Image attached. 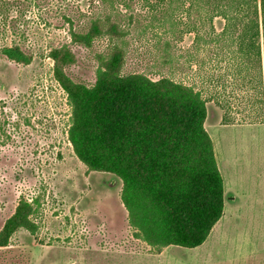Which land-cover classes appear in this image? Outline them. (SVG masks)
I'll use <instances>...</instances> for the list:
<instances>
[{"label":"rangeland","instance_id":"obj_1","mask_svg":"<svg viewBox=\"0 0 264 264\" xmlns=\"http://www.w3.org/2000/svg\"><path fill=\"white\" fill-rule=\"evenodd\" d=\"M158 1L0 0V50L17 45L32 56L23 65L0 52V264H264V120L248 122L246 107L235 109L240 91L227 93L232 124L223 125L225 110L208 104L204 128L226 193L222 217L194 249H156L138 238L121 201V183L89 171L69 143L70 107L53 78L52 48L68 46L75 60L65 72L88 88L99 57L115 43L124 52L122 74L169 77L211 96L199 80L207 69L195 83L198 65L190 70L187 62L190 55L199 62L211 56L205 66L217 65L216 44L194 39L210 24L187 2H165L160 9ZM97 17H109L127 35L103 34L88 48L70 42L71 28L83 33ZM222 25L213 20L215 31ZM22 199L37 200L30 218L37 229L7 236L5 223Z\"/></svg>","mask_w":264,"mask_h":264},{"label":"trees","instance_id":"obj_2","mask_svg":"<svg viewBox=\"0 0 264 264\" xmlns=\"http://www.w3.org/2000/svg\"><path fill=\"white\" fill-rule=\"evenodd\" d=\"M165 2L169 7L187 2L211 26L194 39L201 45L216 44L217 65L205 66L211 56L200 62L192 55L187 58L190 70L192 63L198 65V73L191 75L195 83L207 69L199 80L211 89V96L203 97L202 90L169 77L122 74L124 52L115 43L99 57L90 88L67 76L65 68L75 60L68 46L52 48L48 57L53 78L67 96V137L77 159L89 171L110 174L121 183V201L138 238L156 249H194L206 241L224 207L223 179L204 128L208 104L225 110L223 125L232 124L227 93L238 90L244 104H235V109L246 107L248 122L264 120V0H159L157 6L162 9ZM217 18L223 22L219 32L213 28ZM73 30L70 42L87 48L103 34L110 39L127 35L109 17L92 19L83 33ZM0 52L18 64L32 60L17 45ZM37 205L36 199L30 204L19 201L5 223L7 236L19 228L35 233L30 218Z\"/></svg>","mask_w":264,"mask_h":264},{"label":"crops","instance_id":"obj_3","mask_svg":"<svg viewBox=\"0 0 264 264\" xmlns=\"http://www.w3.org/2000/svg\"><path fill=\"white\" fill-rule=\"evenodd\" d=\"M214 148V147H213ZM215 155V159H216V153L214 154ZM216 164H217V159H216ZM217 167H218V165H217ZM218 170H219V168H218ZM219 172H220V170H219ZM221 173V172H220ZM226 193V191H224V194ZM224 202H225V198H224Z\"/></svg>","mask_w":264,"mask_h":264}]
</instances>
